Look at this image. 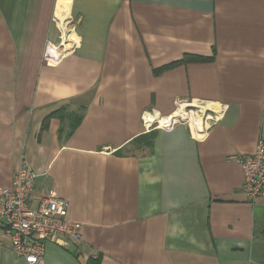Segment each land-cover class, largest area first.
I'll return each instance as SVG.
<instances>
[{"label": "crops", "instance_id": "obj_1", "mask_svg": "<svg viewBox=\"0 0 264 264\" xmlns=\"http://www.w3.org/2000/svg\"><path fill=\"white\" fill-rule=\"evenodd\" d=\"M190 100L227 110L135 142L144 113ZM261 139L264 0H0V187L25 157L35 198L54 187L81 226L42 264H264L239 163ZM0 264H26L1 230Z\"/></svg>", "mask_w": 264, "mask_h": 264}, {"label": "built area", "instance_id": "obj_2", "mask_svg": "<svg viewBox=\"0 0 264 264\" xmlns=\"http://www.w3.org/2000/svg\"><path fill=\"white\" fill-rule=\"evenodd\" d=\"M51 48L52 46L48 47L47 52ZM61 57L56 58L53 63ZM207 104L197 100L177 102L176 110L167 117L157 112H146L142 116L145 130L150 132L154 125L165 130L185 125L196 136L190 123V117L195 114L201 118L202 128L197 134L202 136L212 124L220 121L227 110V106L220 105L218 112L211 109L202 111V105ZM179 111L180 114L175 118L173 115ZM146 115L158 118L159 122L157 120L147 126L144 120ZM163 119H166V122L161 127L159 125ZM239 163L244 175L242 193L253 204L264 200V139L258 141L254 154L239 159ZM38 178L39 175L31 170L26 158L23 157L11 186L0 187V230L9 239L14 253L26 264H42L45 245L48 242L82 240L81 226L68 219L69 202L60 198L54 187L46 186L40 196L35 198L34 191ZM94 258L98 259V256Z\"/></svg>", "mask_w": 264, "mask_h": 264}, {"label": "bare ground", "instance_id": "obj_3", "mask_svg": "<svg viewBox=\"0 0 264 264\" xmlns=\"http://www.w3.org/2000/svg\"><path fill=\"white\" fill-rule=\"evenodd\" d=\"M70 40H72L71 42H75L76 41V38H75V36L74 35H72V36H70ZM68 47H71L70 45H68L67 46V48ZM57 56V54L54 52V51H52V50H49V52L47 53V60L48 61H51V63H53L54 61H56L57 59L56 58H58V57H56ZM54 64V63H53ZM211 105V104H210ZM207 107V106H206ZM209 107V106H208ZM215 107V106H214ZM207 108H205V107H203L202 106V111L204 110H206ZM211 110H213V111H220V107L218 108V109H214V108H210ZM180 114V111L179 112H176V114L175 115H173L175 118L178 116ZM144 120H145V123L147 124V126H149V125H151L154 121H157L158 120V122H159V119L158 118H156V117H151V116H149V115H146L145 117H144ZM170 120V119H169ZM163 121V123H165L166 122V119H163L162 120ZM162 121H160V123L162 122ZM162 123V124H163ZM190 123H191V126H192V129L194 130V133H195V135L196 136H198V137H201L199 134H197L200 130H201V128H202V124H201V118L200 117H198V115H195L194 114V116H191L190 117Z\"/></svg>", "mask_w": 264, "mask_h": 264}, {"label": "rangeland", "instance_id": "obj_4", "mask_svg": "<svg viewBox=\"0 0 264 264\" xmlns=\"http://www.w3.org/2000/svg\"><path fill=\"white\" fill-rule=\"evenodd\" d=\"M61 29H62L63 35L61 37L59 45L52 46V48L55 50V53L57 54L56 57L63 56L72 50V42H71L72 40H70V36H72V34L70 33L69 23H65L64 27H61ZM68 45H70L71 47L67 48ZM202 106H206V105H202ZM207 109H210V108H207ZM162 123H163V121L161 122V124L159 126L162 127L163 126ZM157 129H161V128H158V125H154L153 130H151V131H155Z\"/></svg>", "mask_w": 264, "mask_h": 264}, {"label": "trees", "instance_id": "obj_5", "mask_svg": "<svg viewBox=\"0 0 264 264\" xmlns=\"http://www.w3.org/2000/svg\"><path fill=\"white\" fill-rule=\"evenodd\" d=\"M79 117L77 118V121L79 122ZM77 124V123H76ZM155 132L151 131L148 134H145L144 136H140L135 139V142L137 143H143L145 146H150V143L152 139L154 138Z\"/></svg>", "mask_w": 264, "mask_h": 264}]
</instances>
